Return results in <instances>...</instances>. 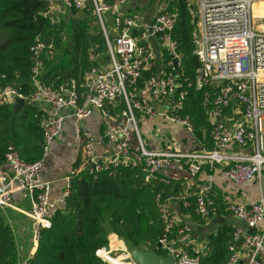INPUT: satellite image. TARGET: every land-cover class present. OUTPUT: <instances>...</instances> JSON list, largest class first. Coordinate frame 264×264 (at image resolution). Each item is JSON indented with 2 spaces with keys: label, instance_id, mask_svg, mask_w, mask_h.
Masks as SVG:
<instances>
[{
  "label": "built area",
  "instance_id": "1",
  "mask_svg": "<svg viewBox=\"0 0 264 264\" xmlns=\"http://www.w3.org/2000/svg\"><path fill=\"white\" fill-rule=\"evenodd\" d=\"M137 1L48 0L42 15L53 26L64 17L59 12L61 6L81 10L93 3L107 41L108 65L88 69L82 81L71 79L59 88L45 85L43 55H54L56 46L40 33L31 47L32 93L25 95L10 86L0 90V105L23 98L31 104L48 106L42 120L41 158L28 162L11 145L0 169V213L16 207L17 193L30 196L32 206L28 214L35 245L41 230L50 227L55 211L70 195L71 174L85 168L100 173L139 165L145 181L165 183L169 179L162 175L167 169L195 177L205 165L224 169L227 179L240 185L253 183L264 175V22L256 23L258 18L264 20V15L257 14L254 7L264 4V0H197V15L194 0H186L195 25L196 53L201 66L195 77H186L184 82L179 74L183 55L174 36L178 12L170 8L173 0H168L166 7L150 18L123 11ZM109 16L116 33L114 43L107 29ZM145 73H149L146 78ZM189 87L206 89L204 106L213 147L187 152L150 150L142 139L138 114L142 120L162 118L194 133L190 117L181 114ZM121 105L119 126H107L104 132L109 151L97 155L95 136L85 123L95 115L107 123L112 117L111 108L116 110ZM68 116L75 121L76 136L82 144L81 158L66 177L62 196L53 200L52 185L43 179L42 173L51 144L61 137ZM213 190L210 180L188 182L176 199L185 208L194 206L199 216L209 219L215 210ZM191 198L195 199L194 205ZM169 200L161 193L156 196L164 226L160 244L166 254L174 256V264H201L202 253L193 248L194 228L182 221ZM226 210L243 222L233 230L226 264H240L242 259L245 264H264V198L248 204L227 201ZM113 237L119 239L115 233L110 234L108 246L99 248L97 256L114 262L113 253L121 252L115 258L124 255L121 262L137 264L131 259V247H114ZM190 247L194 255L189 252ZM30 259L24 264H29Z\"/></svg>",
  "mask_w": 264,
  "mask_h": 264
},
{
  "label": "trees",
  "instance_id": "2",
  "mask_svg": "<svg viewBox=\"0 0 264 264\" xmlns=\"http://www.w3.org/2000/svg\"><path fill=\"white\" fill-rule=\"evenodd\" d=\"M47 5L48 0H0V90L10 86L25 95L32 93L31 47L40 33L56 46L54 55H43L45 85L59 88L71 79L82 81L85 71L100 65L96 57L106 59L107 41L103 28L93 26L99 19L92 2L81 10L72 8L71 14L64 16L56 26L42 15ZM170 8L178 12L174 36L183 55L179 74L184 82L186 77H195L201 66L196 53L195 25L186 0H173ZM148 75L145 73L144 77ZM205 90L189 87L181 111L190 117L198 138L204 134L210 137ZM122 107L111 108L112 114L119 113ZM43 135L35 104L27 101L18 110L13 104H1L0 169L11 145L24 160L39 159L43 153ZM183 189L181 181L173 179H169V183L145 181L139 165L110 168L100 173H91L89 168L74 172L70 195L55 211L50 227L41 230L37 250L29 264H111L100 259L96 252L108 246L112 233L130 247L166 254L160 244L164 226L156 196L161 193L170 199ZM190 200L194 205L195 199ZM194 209V206L184 208L195 213ZM232 234L233 227L225 223L216 234L207 233L208 249L201 255V264H226ZM189 249L194 255L192 247ZM17 257L12 227L0 213V264H18Z\"/></svg>",
  "mask_w": 264,
  "mask_h": 264
},
{
  "label": "crops",
  "instance_id": "3",
  "mask_svg": "<svg viewBox=\"0 0 264 264\" xmlns=\"http://www.w3.org/2000/svg\"><path fill=\"white\" fill-rule=\"evenodd\" d=\"M136 4L137 3L131 4L128 7H124L123 11L127 14L133 15L134 13H132V11L133 8L136 7ZM59 12L62 16H66L71 14V9H67L66 7L61 6ZM107 23H109L110 25V27H107L110 38H115L116 33L113 29L112 17H108ZM96 60H98L100 64H103L106 61V64L108 65L107 57L104 61L99 60L98 57H96ZM10 104L14 105L15 102ZM36 107L40 114L42 128V120L44 118L46 110L48 109V106L44 104L36 105ZM118 115L119 113L112 114V117L107 121V123H105V121L98 115H95L86 121L85 124L91 130L96 139L95 153L97 155H102L103 153L109 151L104 132L107 126L111 128H117L119 126L120 118ZM138 116L140 117L139 114ZM162 121V118H158L156 119V121H154L159 126V128L156 130L158 137H156L155 139L151 138V133L149 132V135L145 139L146 143L148 141L146 146L150 150L187 152L195 149H211L213 147V143L210 137H206V135L204 134L201 138H198L195 132L192 133V136L191 138H189V141L187 143L177 142L173 137V135L175 136L176 134V130L174 129L179 128L176 126H173L174 129L170 127V139L164 137L163 134L165 132H168L166 129L168 127L163 125ZM155 128H157V126H155ZM168 142H171V144L176 147V149H174L175 151L171 150V148L169 147L166 148V143ZM159 144L162 145L159 146ZM81 145L82 144L78 141L76 136L74 118L72 116H68L61 137L51 144L49 156L45 162L42 173L43 179L50 181L52 185L51 198L53 200H57L62 196L65 190L66 177L70 175L72 171L79 165V159L81 158L82 152ZM162 146L163 148H161ZM164 148H166L167 150H165ZM163 176L167 177L168 179H173L174 181H181L183 188L185 187V185H187L188 182L193 181L197 182L200 180H210L213 183L215 210L213 211V214L209 219L202 218L196 213V211L195 213L185 211V207L179 200L176 199V197H171L169 200L171 207L181 215L182 221L193 226L195 239V247L193 248L198 249L202 253L201 255H203L204 252H206L208 249L206 239L207 233L213 232L216 234L219 229L223 227L224 223L232 226L233 230L236 227L243 225V222L233 217L231 213L226 210L227 201H233L239 204H248L252 201L259 200L261 197L264 198V175L261 177V179H257L253 183L240 185L228 180L225 176L224 169L205 165L201 173L195 177H192L188 173L176 172L171 168L167 169L165 173H163ZM31 204L32 203L30 196L24 197L22 194L17 193L15 199L16 207L5 209L2 212L13 230L14 240L18 251V264H24L28 259L33 257L38 247V244L35 245L32 238V219L28 214L31 210ZM121 243L126 246V243L124 241L119 239L116 240V238L113 237L114 247L120 246ZM240 264H245V259H242Z\"/></svg>",
  "mask_w": 264,
  "mask_h": 264
},
{
  "label": "rangeland",
  "instance_id": "4",
  "mask_svg": "<svg viewBox=\"0 0 264 264\" xmlns=\"http://www.w3.org/2000/svg\"><path fill=\"white\" fill-rule=\"evenodd\" d=\"M167 2H168V0H138L136 2L137 4L135 5L136 7L133 8L132 13H134L135 15L138 14V15L144 16L146 18H150V17L156 15L157 13H159L164 7H166ZM194 4H195V9H196L195 13L197 15L198 1L194 0ZM254 7L256 9L257 14L264 15V4H255ZM261 21L264 22V20H262V19H259V18L256 19V23H260ZM99 23H100V21L99 22H94L93 26L94 27L98 26L99 28H101L102 25H101V23L100 24ZM107 27H110L109 23H107ZM112 40H113V43H114V38L113 37H112ZM98 58H99V56H98ZM106 63L107 62L105 61V63L102 65V67H105L107 65ZM138 121H139L138 125H139L140 131H141L142 139H143L145 145H147L148 141L146 143L145 139L149 135V132L151 133V138L155 139L156 137H158V135L156 133L157 132L156 130L159 128V126L157 125L156 122H154L156 120H142V118L138 116ZM162 124L165 125L166 127H168V128H166L168 132L167 133L165 132L163 134V136L167 137L168 139L171 138V136H170L171 135V128L170 127H172V129H174L173 126L179 127L178 129H174V130H176V134H175V136L173 135L174 139L177 142H184V143L186 142L187 143L189 141V138H191V136H192L191 132H189L186 128H184V127H182V126H180L178 124L167 123L164 120L162 121ZM155 126H157V128H155ZM161 145L162 144H159V146H161ZM163 146H164V143H163ZM163 146L161 148H163ZM168 147L171 148V150H173V151H175L174 149H176V147L173 146L171 144V142L166 143V148H168ZM166 148H164V149L167 150ZM168 150H170V149H168ZM119 239H121V238L119 237ZM122 245L123 244L121 243L120 246H122ZM128 247L129 246L126 245L127 249H129ZM120 254H121V252L113 253L112 256L114 257V260H117L115 262H117L118 264H123L124 262H121V259L124 258V255H122L120 258L119 257L115 258L117 256H120ZM109 263L116 264V263H114L112 261H109Z\"/></svg>",
  "mask_w": 264,
  "mask_h": 264
},
{
  "label": "water",
  "instance_id": "5",
  "mask_svg": "<svg viewBox=\"0 0 264 264\" xmlns=\"http://www.w3.org/2000/svg\"><path fill=\"white\" fill-rule=\"evenodd\" d=\"M25 105L23 98L15 99V110ZM131 259L137 264H174L175 258L172 254H156L138 246H132L129 250Z\"/></svg>",
  "mask_w": 264,
  "mask_h": 264
},
{
  "label": "bare ground",
  "instance_id": "6",
  "mask_svg": "<svg viewBox=\"0 0 264 264\" xmlns=\"http://www.w3.org/2000/svg\"><path fill=\"white\" fill-rule=\"evenodd\" d=\"M112 260L115 262V261H117V260H114V258H112ZM117 263V262H116ZM124 264V263H123Z\"/></svg>",
  "mask_w": 264,
  "mask_h": 264
}]
</instances>
